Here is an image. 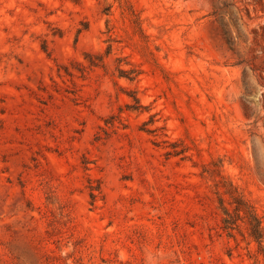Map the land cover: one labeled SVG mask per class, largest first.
Masks as SVG:
<instances>
[{
    "label": "rangeland",
    "instance_id": "rangeland-1",
    "mask_svg": "<svg viewBox=\"0 0 264 264\" xmlns=\"http://www.w3.org/2000/svg\"><path fill=\"white\" fill-rule=\"evenodd\" d=\"M241 201L264 0H0V264H264Z\"/></svg>",
    "mask_w": 264,
    "mask_h": 264
},
{
    "label": "trees",
    "instance_id": "trees-1",
    "mask_svg": "<svg viewBox=\"0 0 264 264\" xmlns=\"http://www.w3.org/2000/svg\"><path fill=\"white\" fill-rule=\"evenodd\" d=\"M121 72H122V74L125 73V71H121ZM135 101L137 102V104H139L137 99H135ZM138 107H140V106H137L134 108L136 109ZM240 204L243 206L242 210L246 214V218L248 221L247 223H248V226L250 229L251 237L257 243L259 254L264 257V234H263V229H262V225H261V220L257 216V214L254 212L252 206H250L248 203L243 202V201H241ZM239 211H241V210H239Z\"/></svg>",
    "mask_w": 264,
    "mask_h": 264
}]
</instances>
